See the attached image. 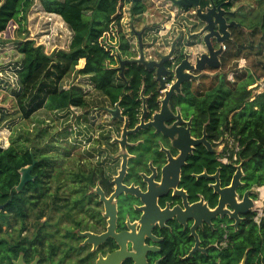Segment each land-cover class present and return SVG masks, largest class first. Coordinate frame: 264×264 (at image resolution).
<instances>
[{
  "label": "trees",
  "instance_id": "1",
  "mask_svg": "<svg viewBox=\"0 0 264 264\" xmlns=\"http://www.w3.org/2000/svg\"><path fill=\"white\" fill-rule=\"evenodd\" d=\"M37 1L42 10L48 12V18L57 17L71 29L69 48H55L49 53L44 44H37L29 38V14ZM210 1L203 0V6L209 5ZM213 1L220 5L226 0ZM127 6H130L133 17L147 9L145 0H1L0 39L15 36L20 58L10 64L17 73L16 87H12L5 76L0 78V129L3 125L12 129L18 122L31 119L43 109L56 113L80 109L90 113L95 107L89 101V93L82 85L66 81L79 75L88 77L94 90L104 97L96 107L102 109L106 106L105 102L114 107L119 102L131 127L140 121L144 99L149 117L159 110L163 93L159 89L155 70L131 63L125 66L124 76L121 75V58L137 56L124 31L123 18ZM230 6L231 2L224 7ZM261 10L257 14V22L252 25L247 21L250 15L242 13L245 19L239 22L249 30V38L243 35L245 30L242 27L234 25V44L239 51L246 47L244 39H247L250 43L246 48L253 50L257 47L258 54L263 53L264 9ZM259 33L260 49L253 39ZM228 45L232 46V42ZM180 59L169 61L167 65L174 67ZM260 68L263 77L264 66ZM261 75L247 69L236 74L235 81L228 79L227 72L214 73L211 77L207 75L203 79L211 80L210 89L203 93L192 91L189 81H186L182 93L175 94L171 101L173 109L184 105L186 112L195 115L198 135L206 124L211 141L224 134L238 141L240 149L236 161L243 162V180L248 188L264 185V91L254 93V89L250 88ZM16 140L6 147L0 141V204L5 205L0 211V264H13L20 250L27 252L29 243L26 241L43 242L50 237L52 217H47L48 198L53 196V201L57 203L64 193L60 181L65 174L62 170L65 159L62 162V156H66L67 151L53 147L54 152L51 153L46 147H25ZM217 157L215 152L202 145L192 155L182 177V184L192 194H195L198 185L206 187L211 181L209 178H196L192 175L194 172L206 170L212 174L220 170L223 184L231 183L237 167L233 162L223 164ZM28 165H33V179L19 190L20 170ZM97 172H100L104 183L103 169L98 166L77 171L75 177L81 183L78 181L79 186H73V191L85 194L89 186L96 183ZM53 183L57 187L53 188ZM216 202L212 200L213 205ZM32 226H37L33 237L24 235ZM216 226L205 233L206 238L210 243L225 241L226 245L222 248L214 246V253L205 257L201 255L205 259L197 256L199 260H194L193 264H239L247 250L246 264H264V219L258 224L248 216L237 228L229 224L222 229L220 223ZM55 249L56 245H52L51 253ZM187 261L185 263L189 264ZM171 264L177 262L172 260Z\"/></svg>",
  "mask_w": 264,
  "mask_h": 264
},
{
  "label": "flooded vegetation",
  "instance_id": "2",
  "mask_svg": "<svg viewBox=\"0 0 264 264\" xmlns=\"http://www.w3.org/2000/svg\"><path fill=\"white\" fill-rule=\"evenodd\" d=\"M225 9L229 10V8L226 7ZM228 18V20L231 21V16ZM233 27L234 26L231 28ZM231 28L230 41L235 38V31ZM212 40L215 43V38ZM223 48L224 52H226L228 49V40L226 44L223 43ZM151 55L152 58L155 57L154 54ZM176 65L174 67L167 66L174 69ZM212 70L213 69L209 67L203 72L200 78H190V89L195 93H203L209 90L211 80L209 78L203 79V77L209 74L208 72ZM194 74L197 76L198 74H201V72L197 71L194 72ZM166 79L168 83L167 85L170 87L174 80L170 79V77H167ZM184 83L182 84L181 91L176 94L182 93ZM159 89L163 93L160 100V108L150 117L147 113L145 123L150 122L153 119V116L161 110L162 100L165 97V90L160 88V83ZM172 98L169 102V106L173 111L174 116L180 113L183 118V122L180 123L178 127L184 126L187 128L189 126L188 122H190L189 130L191 138L200 139L206 134L207 139L213 145L214 151L208 150L210 152H215L218 156L217 159L223 164L233 162L237 167L241 163L240 161L237 162L239 159L238 152L237 158L233 159V157L231 158V156H229L228 149L229 139L236 140L233 137L224 134L219 139L211 141L208 138L206 124L203 126L201 135H198L195 115L186 112L184 105H177L175 109H173L171 107ZM107 107L110 106L102 107V109L100 108L99 115L94 116V118H90V113L85 116L87 119L89 118L88 120L91 119L89 121L90 124H94L103 113L109 115V127L102 128L99 137L95 136L94 138L97 142L104 139L108 144L107 149L104 145L96 147V144H88L90 147H87V152H90L92 156H97L98 161L91 158V160H84L83 163H79L77 169L72 171L73 174L71 175H73V177H70L69 179L70 184L67 185L68 190L65 188L66 186H63L64 193L61 194L62 199L55 203L53 201V196L48 198L50 205L47 210V217H52L50 227L53 232H49L50 237L43 242L33 239L26 241L29 243L27 252L20 250L17 261L20 256L23 255V260L27 264H32L34 261H36V264H97V261L101 257L106 259L108 255L122 250V247L125 246L127 254L119 264H171L172 260L177 262V264H186L185 261L187 260V262H190L189 264H193L194 260L197 261L199 260L197 259L198 257H202L201 255L205 257L214 253V251H212L214 246L219 248L225 246V241L210 243L209 239L206 238L205 233L210 229H215L217 223L221 224L222 229H226V225H231L232 222L230 220L231 222L229 223L228 218L215 220L213 226L206 223H202V225L198 226L192 217L186 218V220L180 223L176 215L172 216V213H170L172 210H175L177 206L182 207V211L187 210L185 203H187L188 206H191L202 201L204 205H208L210 208H214L217 204V202L215 205L212 204V200H218V195L213 187L216 180L212 177L199 175L206 173L212 176L220 170L212 174L208 173L206 170L201 173H192L196 178L211 179L206 187L198 185L195 194H192L191 191L182 184L185 167L190 163V159L196 150L201 145L205 146L203 143L195 146L193 153L188 154L186 163L182 167L180 185L177 187H169V189L165 190L162 194H146V200H143L141 195L134 193L123 192L117 195L113 194L117 187L115 179L119 176V172L122 169L124 153L127 154V170L123 183L129 187L134 186L139 188L144 194L148 192L150 184L153 187L155 186V188L162 186L163 169L166 165L170 164V156L177 160L182 150L174 145V142L178 141L179 132H177V134L174 132L176 135L173 133L174 136L171 137L166 136L162 131H157L154 127L149 126L128 133L127 144L125 148H123L124 152L122 151V153H120L122 147L118 139L122 138L125 121H122L119 118H114L113 115L106 110ZM143 113L140 116L139 123L134 127L130 126L129 118L123 114L128 119V130L135 129L137 125L141 123ZM176 120L175 117L171 119V121L166 122V127L171 129ZM107 128L112 129L113 135H111V131L105 130ZM121 128V134L114 135L116 133L115 131ZM71 135H73L71 132L68 133V141H71ZM236 142L239 145L238 141ZM103 147H105V150ZM92 151H96V153ZM85 153L86 152H84V155H86ZM105 153L106 158L100 160ZM66 154L65 157L67 158L70 155V152L67 150ZM95 166L103 169L105 178L104 183L101 181L100 172H97L95 174L96 183L90 185L85 194H77L76 191H73V186H79L78 181L80 180L78 177H75V173ZM170 179H173V175L170 176ZM221 184L223 187H226L231 183L229 185H224L221 181ZM70 185L72 190L69 188ZM54 187H57V185H53V188ZM98 187L104 191L105 199H112L111 202L117 208L116 227L114 230L117 234H124L122 239L124 244L120 242L121 240L118 241L117 238L112 235L106 238H101L97 243L89 241V236L83 235L89 232L93 235L102 236L108 232L109 229L110 217L107 216L106 201L103 199V195L98 192ZM179 190L185 192V197L178 194ZM150 204L154 205L156 212L163 213L169 211V215L159 217L158 221L151 223L150 232L146 230V233H143L141 231L143 226L141 220L143 215L146 214L145 208ZM250 217L255 221L254 215H250ZM34 219L35 218H33V220ZM36 230L37 226H32L30 229L31 234L29 236L33 237ZM127 233L129 235H127ZM24 235H28V230L24 232ZM52 245H56V251L54 253H51ZM197 247L199 248L194 251V248ZM131 253H133V255H131ZM32 254L33 256L29 258ZM204 257H202V259H205Z\"/></svg>",
  "mask_w": 264,
  "mask_h": 264
},
{
  "label": "water",
  "instance_id": "3",
  "mask_svg": "<svg viewBox=\"0 0 264 264\" xmlns=\"http://www.w3.org/2000/svg\"><path fill=\"white\" fill-rule=\"evenodd\" d=\"M174 5L183 7V8H196L197 15L206 23L202 33L204 34V41L207 45V52H204L200 55H196L193 57L191 52H184L181 56L175 54L177 49V42L179 37L174 40L171 45V49L169 52L164 53L156 50L155 53L157 57L152 59L147 58V52L145 50V43L143 41V32L140 31L137 33L138 36V50L139 55L134 58H121L120 60V69L121 75L124 76L125 66L131 63L143 64L148 69L155 70L156 79L160 83V88L165 90V97L162 100L161 110L153 116V119L145 123V119L147 116V107L144 99V113L141 118V123L137 125V127L133 130H128V119L123 115L120 103L117 102L113 108L107 107L106 110L110 112L114 118H119L122 121H125V126L123 128L122 138L118 139L122 148H125L127 144V136L128 133L135 132L140 128H147L149 126L154 127L157 131H162L164 135L173 137L174 134L179 132L178 141L174 142L176 147H179L182 151L177 160L173 159L170 156L171 162L166 165L163 169V180L162 186L159 188L153 187L151 184L149 185V190L147 193H142L139 188L134 186H127L123 183L124 176L127 170V154H123V164L122 169L119 172V176L116 177L115 182L117 184L116 190L113 194H121L123 192L126 193H134L141 195L143 200H146V194H162L165 190H168L169 187H177L180 185V176L182 167L185 165L186 160L188 158V154L193 153L195 146L203 143L207 149L210 151H214L212 143L207 139L206 134L200 139H193L190 136V122H188V127L180 126V123L183 122V118L180 113L174 116L173 111L169 106V102L174 94L181 91L182 84L186 81H189L190 78L198 79L201 77L204 71L207 68L218 69L221 67V59L220 56L224 52L223 43L226 40L231 39L230 28L234 25L238 27L241 26L235 20L229 21L227 15H234V12L225 9V5L228 4L231 0H227L220 5H216L213 0L210 1V4L207 6H203V0H169ZM213 38H215V43L213 42ZM181 57L178 65L174 69H171L167 66V62L173 61ZM201 72L199 75H195L194 72ZM167 77H170L174 80L170 87H168ZM168 87V88H167ZM176 117V122L173 124L171 129L166 127V122L171 121V119ZM175 132V133H174ZM174 133V134H173ZM175 134V135H176ZM33 165H28L23 167L21 172V181L18 185V189H22L26 183L33 179L32 175ZM173 175V179H170V176ZM245 172L243 170V162H241L237 166V170L233 175L231 184L229 186L223 187L220 180V172L218 171L216 174L210 176L206 173L201 174L199 176L212 177L216 180V183L213 185L215 192L218 195L217 204L214 208H210L208 205H204L203 202L195 203L191 206H188L185 203V207L187 210L182 211V207L177 206L175 210H172L170 213L176 215L177 219L180 223H182L186 218H191L196 221L198 226L202 225V223H206L208 225L213 226L215 220L217 219H225L228 218L231 220V225L237 228L241 222L247 219L250 215H257L259 212L262 213V220L264 219V198H262L256 187L253 186L248 188L246 182L243 180ZM155 184V183H154ZM98 192L103 195V199L106 201L107 208V216L109 219V229L108 232L103 234L102 236L93 235L89 232L83 234L85 236H89V241L97 243L101 238H106L112 235L117 238L118 241L124 244L122 241L124 234H117L115 232L116 227V216H117V208L111 202L112 199H105L104 191L98 187ZM178 194H181L185 197V192L178 191ZM262 203L259 208L258 200H261ZM5 208L4 204H0V211ZM146 214L142 217L143 226L141 231L146 233V230L150 232L151 223H155L158 221L159 217H163L164 215H169V211H165L163 213H158L154 209V205L150 204L145 208ZM178 210V211H177ZM261 220V222H262ZM127 235H129L127 233ZM197 248H194V251ZM125 246L122 247V250L117 251L113 254L108 255L105 259L101 257L97 264H119L120 261L126 256ZM133 255V253H131ZM248 259V250L245 252L241 262L239 264H246ZM13 264H27L23 260V255L20 256L19 260H14ZM32 264H36L34 261ZM138 264V263H137Z\"/></svg>",
  "mask_w": 264,
  "mask_h": 264
},
{
  "label": "rangeland",
  "instance_id": "4",
  "mask_svg": "<svg viewBox=\"0 0 264 264\" xmlns=\"http://www.w3.org/2000/svg\"><path fill=\"white\" fill-rule=\"evenodd\" d=\"M238 11L239 10H237V12H234V14L237 15V19L239 21H243L245 17H243L241 11ZM46 13L48 12L43 11L40 2L37 1L36 4L32 7L29 14V38L34 39L37 44H44L45 50L49 53L52 52L55 48H69V44L72 37L71 29L67 26L66 23H61V21L57 17L51 19L48 18V15ZM125 15L123 18L124 23ZM257 20V12L251 11V15L249 16V20L247 21H249V23L252 25V23L257 22ZM127 24L129 26L133 24L134 28H138L133 20L128 19ZM240 27H242V25ZM243 29L245 30V34L243 33V35H246L247 38H249V30L245 26H243ZM127 30V25H124V31L126 32ZM126 35H129L128 32H126ZM8 38L10 39H0V78H3L5 76V73L4 71H2V69L7 66H11L10 64L15 61H18L20 58V54L16 50L17 45L15 42V36L11 35ZM253 39L254 43H256L258 46L261 40V34L259 33ZM245 41L246 43H244V45L247 46V44H249L250 42H248L247 39H244V42ZM260 48L261 47L258 46V49ZM261 50H263V53H259L260 55L257 52V47H255L253 50H250L249 48L245 49L244 51L241 50V52L238 54V46L236 44L234 46H230L228 54L229 57L226 61L225 70L228 74L231 71H235V74L237 75L240 74L238 60L240 58L245 57L248 61L246 63L248 68L247 71L254 72L257 75H261L262 70L260 66H264V48H261ZM217 71L220 72L222 70L217 69L215 70V72L211 71V74L216 73ZM11 79L12 73L7 74L5 80L11 82ZM261 79H264L262 75L261 78H259L257 81ZM262 91L264 90L254 88V93H259ZM88 113L80 109H78L77 112L71 110L70 112L64 111L60 113L43 109L37 114H35L31 119L23 120L20 123L18 122L17 125H15L12 129L7 128L5 127V125H3L0 129V141L5 147L9 146L14 139H17L16 143L22 146L33 148L46 147L47 149H50L49 152L51 153L54 152L52 150L53 147L59 148L62 152L68 150L70 152V155L67 158L65 156H62V162L65 159L62 170L66 174L62 175L60 181V184L66 186L65 188H67V185L70 184V177H73V175H71L73 174L72 171L77 169L79 163H83L84 160H91V158H93L95 161H98L97 156H92L90 152H87V147H90V145L88 144H96V147H98L99 145H104L106 146V149L108 147V144L104 139L100 140V142H97L94 140V138L95 136L99 137L102 128L109 127V115L103 113L94 124H90L89 121L91 119L88 120L89 118L87 119V117H85ZM105 130L111 131V135H113L112 129L107 128ZM70 132L73 135L70 136L71 141H68L67 135ZM115 132L116 133L114 135L121 134L122 128ZM103 149L105 150V147H103ZM122 151L124 152L123 148L121 152H119L122 153ZM84 152H86V155H84ZM92 152L96 153V151ZM104 155L101 157L100 160L106 158V153ZM53 185L55 186V183ZM69 188L70 190H72L71 185L69 186ZM259 193L261 194V190ZM30 234L31 231H28V235Z\"/></svg>",
  "mask_w": 264,
  "mask_h": 264
},
{
  "label": "crops",
  "instance_id": "5",
  "mask_svg": "<svg viewBox=\"0 0 264 264\" xmlns=\"http://www.w3.org/2000/svg\"><path fill=\"white\" fill-rule=\"evenodd\" d=\"M145 2L147 4L146 11L143 14L134 17L130 12V6H127L125 23L123 22L124 25H127L128 30L126 32H128L129 34L127 36L133 43V48L137 53V56L139 55L137 33L140 31H144L143 41L146 46L145 50L147 52L148 58H152L151 54H154V56L157 57V54L155 53L156 50H159L160 52L164 53L169 52L172 43L178 37L179 40L177 42V49L175 52L176 55L181 56L184 52L187 51L191 52L193 54V57H195L196 55H200L204 52H207V45L204 41L205 33H202L206 23L197 15L195 7H179L174 5L169 0H145ZM230 2L231 6L229 8V11L231 12H237V10H239L238 12L241 11L243 14L247 13L251 15V11H256L258 14L262 12L261 9H264V0H231ZM128 19L133 20L138 28H134L133 24L129 26L127 24ZM231 20L239 22V20L237 19V15H231ZM231 29L234 31V27ZM230 40H228V42H232V46H234L235 41ZM226 43L227 40L224 42V44ZM229 47L230 46L228 45L227 51L224 52V54L220 57L222 63L221 67L218 69H221L222 71H217L215 74L227 72L225 70V66L227 58L229 57ZM246 47H243L242 50L244 51L245 49H247ZM237 52L239 54L241 51H239L238 49ZM238 62L240 72L248 69L246 65V63L248 62L247 58H240ZM5 68L2 69V71H4L5 73V77L9 73H13V70H5ZM212 71L215 72V69H213ZM208 73L209 74L207 75L210 77L214 75V73L211 74V71H209ZM66 81L78 83L85 88L86 92L89 93V101L93 104V107H95L92 108V110L90 111V118L98 116L100 113V108L96 107V105L100 104L99 101L104 100V97L101 96L96 90H94V87L90 83L89 78L86 76L79 75L75 78H67ZM104 102L105 101H103L102 103ZM105 105L109 106L108 102H105ZM77 110L78 109H75L76 112ZM262 188H264V185L262 187H257L258 190H261V196L262 198H264ZM262 198L261 200H258L259 204L262 203Z\"/></svg>",
  "mask_w": 264,
  "mask_h": 264
},
{
  "label": "built area",
  "instance_id": "6",
  "mask_svg": "<svg viewBox=\"0 0 264 264\" xmlns=\"http://www.w3.org/2000/svg\"><path fill=\"white\" fill-rule=\"evenodd\" d=\"M19 63L17 64V69L19 68ZM8 69L12 70V65L11 66H7ZM228 79L231 81H235V73L234 72H230L228 74ZM18 84V78H17V73L14 70L12 73V79H11V86L12 87H16V85ZM251 88H259V89H263L264 90V79H261L259 81H257L255 84H253L251 86ZM228 149H229V156L232 155L233 159L237 158V152L239 150V145L237 144L236 141L234 140H230L228 142ZM261 204L258 203V207L261 208L262 206H260ZM262 220V213L259 212L257 215H255V221L260 224Z\"/></svg>",
  "mask_w": 264,
  "mask_h": 264
},
{
  "label": "bare ground",
  "instance_id": "7",
  "mask_svg": "<svg viewBox=\"0 0 264 264\" xmlns=\"http://www.w3.org/2000/svg\"><path fill=\"white\" fill-rule=\"evenodd\" d=\"M159 184V183H158ZM262 192L264 193V188H262Z\"/></svg>",
  "mask_w": 264,
  "mask_h": 264
},
{
  "label": "clouds",
  "instance_id": "8",
  "mask_svg": "<svg viewBox=\"0 0 264 264\" xmlns=\"http://www.w3.org/2000/svg\"><path fill=\"white\" fill-rule=\"evenodd\" d=\"M231 72H234V71H231ZM234 73H235V72H234ZM235 76H236V74H235ZM251 86H252V85H251ZM262 186H263V185H262ZM262 186H261V187H262Z\"/></svg>",
  "mask_w": 264,
  "mask_h": 264
}]
</instances>
